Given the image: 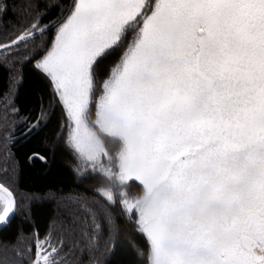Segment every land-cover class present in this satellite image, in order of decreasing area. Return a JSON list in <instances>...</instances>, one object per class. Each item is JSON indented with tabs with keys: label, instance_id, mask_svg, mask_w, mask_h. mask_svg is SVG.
I'll return each instance as SVG.
<instances>
[{
	"label": "snow or ice",
	"instance_id": "obj_1",
	"mask_svg": "<svg viewBox=\"0 0 264 264\" xmlns=\"http://www.w3.org/2000/svg\"><path fill=\"white\" fill-rule=\"evenodd\" d=\"M44 32L37 19L0 54ZM35 67L70 146L110 183L104 201L135 216L148 264H264V0H74ZM16 208L0 184V225ZM62 246L38 239L32 264H64Z\"/></svg>",
	"mask_w": 264,
	"mask_h": 264
},
{
	"label": "trees",
	"instance_id": "obj_2",
	"mask_svg": "<svg viewBox=\"0 0 264 264\" xmlns=\"http://www.w3.org/2000/svg\"><path fill=\"white\" fill-rule=\"evenodd\" d=\"M73 3L0 0V44H10L37 19L45 27L44 34L0 54V183L18 201L16 217L0 232V264H32L36 242L45 238L63 242L64 264H148L149 244L135 216L129 218L119 202L104 201L98 190L110 183L70 146L66 114L35 67ZM133 35L97 69L98 92ZM107 146L115 158L118 147ZM130 183V195H139L142 187ZM98 209L111 216V224L99 219ZM93 212L101 224L95 233Z\"/></svg>",
	"mask_w": 264,
	"mask_h": 264
},
{
	"label": "water",
	"instance_id": "obj_3",
	"mask_svg": "<svg viewBox=\"0 0 264 264\" xmlns=\"http://www.w3.org/2000/svg\"><path fill=\"white\" fill-rule=\"evenodd\" d=\"M0 184H1V183H0ZM14 197H15L16 202H17V208H16V210H15L14 215L11 217L10 221H9L8 223H5V224H3V225H0V232H1L4 228H6L8 225H10V224L12 223V221L14 220V218L16 217V215H17V212H18V201H17V198H16L15 195H14Z\"/></svg>",
	"mask_w": 264,
	"mask_h": 264
},
{
	"label": "rangeland",
	"instance_id": "obj_4",
	"mask_svg": "<svg viewBox=\"0 0 264 264\" xmlns=\"http://www.w3.org/2000/svg\"><path fill=\"white\" fill-rule=\"evenodd\" d=\"M69 130H70V127H69ZM103 163H104L106 166H108L109 161H108V159H107L106 157L103 158ZM97 172H99V171H97Z\"/></svg>",
	"mask_w": 264,
	"mask_h": 264
}]
</instances>
